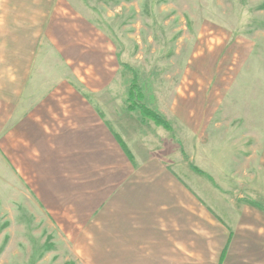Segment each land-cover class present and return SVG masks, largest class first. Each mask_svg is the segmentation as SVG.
Returning <instances> with one entry per match:
<instances>
[{"label": "rangeland", "instance_id": "1", "mask_svg": "<svg viewBox=\"0 0 264 264\" xmlns=\"http://www.w3.org/2000/svg\"><path fill=\"white\" fill-rule=\"evenodd\" d=\"M1 57L7 74L28 58L42 80L85 75L134 152L175 151L264 205V0H0ZM24 184L0 156V264H95Z\"/></svg>", "mask_w": 264, "mask_h": 264}, {"label": "crops", "instance_id": "2", "mask_svg": "<svg viewBox=\"0 0 264 264\" xmlns=\"http://www.w3.org/2000/svg\"><path fill=\"white\" fill-rule=\"evenodd\" d=\"M5 62L0 156L95 264H264L263 204L230 199L175 151L134 152L85 75L82 90L42 80L28 58L8 74Z\"/></svg>", "mask_w": 264, "mask_h": 264}, {"label": "trees", "instance_id": "3", "mask_svg": "<svg viewBox=\"0 0 264 264\" xmlns=\"http://www.w3.org/2000/svg\"><path fill=\"white\" fill-rule=\"evenodd\" d=\"M132 108H133V107H132ZM133 109H136V107L133 108ZM142 110H143L144 115H146L147 117H149V118L155 120V122H156L157 124H159V125H164V123H163V121H162V119H161V117H160L159 115H157V114H155L154 112H152V111L146 109L145 107H141V111H142ZM194 169H195V171H197L198 173H201L200 170H198V169H196V168H194Z\"/></svg>", "mask_w": 264, "mask_h": 264}]
</instances>
